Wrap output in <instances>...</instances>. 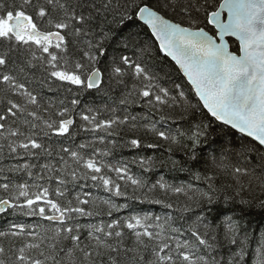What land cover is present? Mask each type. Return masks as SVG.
Instances as JSON below:
<instances>
[{
  "label": "snow or ice",
  "instance_id": "6c2138e0",
  "mask_svg": "<svg viewBox=\"0 0 264 264\" xmlns=\"http://www.w3.org/2000/svg\"><path fill=\"white\" fill-rule=\"evenodd\" d=\"M134 22H142L140 28L150 30L159 51L178 66L198 98L195 104L184 85L156 65L144 33L129 27ZM226 38L235 39V51ZM105 83L109 91L122 89L119 105L125 114L109 107L113 116L99 119L100 109L88 107L79 113L83 130L119 136L125 127L137 130L141 118L130 109L159 112L161 121L174 119L166 109L179 110L180 119L190 122L187 129L173 134L155 122L144 127L167 144L169 153L178 148L194 164L204 159L197 150L208 142L206 167L194 172L206 190L163 178L150 183L133 175L129 164L147 173L165 161L141 156L113 165L98 158L108 152L83 154L90 147L86 143L75 149L61 145L59 167L30 162L53 156L45 140L74 138L79 96L104 92ZM64 84L72 98L45 100V90ZM213 122L221 132L231 130L233 138L209 141L216 130ZM98 139L104 142V137ZM0 141V152L6 147L9 157L24 161L7 173H25L32 181L13 183L4 174L0 192L7 198L0 197V213L57 225L10 223L0 230V264H249V256L252 264H264V231L254 234L246 219L254 205L264 209V0H0ZM124 145L140 149L142 140L134 136ZM169 160L184 170L181 161ZM45 179H55L54 193L41 183ZM89 181L126 200L159 204L161 199H153L157 190L183 195L187 201L178 211L194 213V218L187 217L188 227L168 221L165 227L159 216L129 212L107 224L82 225L80 218L99 215L86 207L93 203L84 190ZM121 181L131 185V196ZM69 185L80 189L83 198H68ZM229 189L233 195H227ZM221 201L226 209L213 207ZM103 203L109 217L129 208L112 200Z\"/></svg>",
  "mask_w": 264,
  "mask_h": 264
},
{
  "label": "trees",
  "instance_id": "16d2710c",
  "mask_svg": "<svg viewBox=\"0 0 264 264\" xmlns=\"http://www.w3.org/2000/svg\"><path fill=\"white\" fill-rule=\"evenodd\" d=\"M145 3L154 4L155 0H144ZM215 2V0H213ZM110 19V18H109ZM140 22L137 24L134 22L129 27L132 30H140L143 35V39L152 46L153 49V60L155 61L158 67L163 68L165 71L169 72L172 79L182 83L184 85V90L187 93L189 99L193 104L197 102V99L194 95V91L192 90L191 86L188 84L186 79L183 77L181 72L179 71L178 67L169 59L167 58L164 53L159 51V46L151 35L150 31L147 28H140ZM115 27V26H114ZM231 50L235 51L238 47V44L235 40H229ZM112 54V49L109 48V55ZM70 87L69 85H62L57 88V85H54V91L48 92L47 90L44 91L43 95L45 100H51L53 103H58L59 100L65 99L68 97L69 99L72 98V94L67 93L66 89ZM73 90L75 91L74 86ZM122 89H115L113 91H109L107 83L104 85V92H96L95 90H91L88 93H81L79 99L81 100V104L76 109L75 114V125L73 126L72 131L75 133L73 137L61 138V137H51L50 140H45L46 145H51L53 148V156L52 157H42L38 161L37 160H30L31 163H52L59 167L60 165L57 163L58 156H56V152L59 151L61 145L66 147H72L73 149L80 143L89 144L90 147L87 149L82 150L83 154L90 155L93 152V149H98L101 151L108 152L109 155L98 157L99 159H103L106 163H111L113 165H120L126 162L131 161L134 158L143 157H152L157 161L163 160L165 163H157L154 168L150 172H143V170L135 165L129 164L131 173L135 176H144L149 180L150 183H154L155 181L163 178V180L167 181L170 184L179 186V185H188L191 184L193 188H199L201 190H206V184L203 181H198L194 178V172L199 171L206 167L204 160L208 159L211 154V149L208 146V142L206 141L201 147L197 150L199 154L203 156L199 163H193L192 161L188 160L185 152L174 148L172 153H169L167 150V144L163 141H160L152 132L147 130L144 125L145 123L151 124L153 122L156 123V127L160 130L170 131L175 134L178 130L187 129L190 126V122L186 120H181L179 115V110L175 112H169L167 109L165 110V114H168L174 119H167L164 121L159 120L161 113L159 112H149L147 108H133L130 109L132 114L137 115L141 119L137 121V130L135 132L129 131L127 127H125L124 131L121 132L119 136H107L102 131H84L82 125L84 122L80 120L79 113L80 111L88 108V107H95L100 109L99 119H109L113 116V113L109 111V107L116 108L117 113L119 115H124L123 106L119 105V98L121 96ZM147 116L148 119L144 120L143 117ZM197 118H201V114H197ZM218 122H213V126L216 129L212 135L209 137V141L215 140L217 143L223 140H230L233 138L231 130H225V132H221L220 128L216 127ZM91 127V126H89ZM134 136H139L142 140V147L140 149H131L124 145V141L132 138ZM99 137H104V142L101 143L98 139ZM235 139H240V134L235 135ZM158 144L161 145L160 147L155 148H148L147 144ZM0 144H3V141H0ZM213 148L216 147L215 144L212 145ZM169 157L173 160H179L181 163L184 164V170L181 171L178 168H173ZM67 159V157H66ZM24 161H20L17 159H13L8 156L7 148L4 147L3 151L0 152V168L5 169L3 174H0V181L3 180V175H9V178L13 181V183H20V182H29L32 183L31 180L27 177L25 173H13L8 174L7 169L12 167L17 163H23ZM39 169H35L34 172H38ZM113 178L116 177L115 173H108ZM47 173L45 176L47 177ZM54 175V174H53ZM44 183L45 186L50 187L51 190H54L57 187L55 179H53L50 183L45 179V181H41ZM88 187L84 189L91 193L89 197L90 200L93 201L92 204L86 206L89 210L93 212H98L99 215H94L92 217H83L80 218V223L82 225H99L101 223L107 224L112 219L116 218H125L129 215V212L134 214L144 215L148 214L153 217L159 216L161 218L160 224L162 226H167L165 221H168L175 227H180L183 225L184 227H188L187 217L191 216L194 218V213H181L178 211V208L183 206V204L187 201V197L180 195H169L165 196L164 193L157 190V193L153 197V199H161L162 203H152V202H141L136 200H126L124 197H115L111 193L104 190L102 186H92V182H88ZM122 190H125L129 196L133 194L132 187L129 184L125 187V183L121 181ZM70 195L68 198L74 199L76 194H80L82 196V192L80 189H72V186L69 185ZM256 196H260L259 190L256 191ZM139 195V193H137ZM192 195V193H189ZM227 195H233L231 189H229ZM0 197L7 198V195L3 192H0ZM53 198L55 196L53 195ZM83 198V196H82ZM105 200H112L116 204H124L127 203L129 208L119 212L113 213L112 217L107 216V205L103 203ZM63 202V201H62ZM168 203H172L173 207L168 208L166 205ZM214 208H223L226 209L227 205L221 201L218 205H214ZM250 214L246 217L247 221L249 222L250 231L254 234H259V232L264 231V209H260L258 206L254 205L250 210ZM211 215H215V212L211 213ZM12 222H23L28 225H36V224H43L46 227H56L48 221L40 220L38 217H27V216H17L15 214H4L0 215V230H6L10 223ZM187 235V233H186ZM125 242L131 243L132 237L130 233L125 230ZM249 264H252L253 257L249 256L248 258Z\"/></svg>",
  "mask_w": 264,
  "mask_h": 264
},
{
  "label": "water",
  "instance_id": "95a60500",
  "mask_svg": "<svg viewBox=\"0 0 264 264\" xmlns=\"http://www.w3.org/2000/svg\"><path fill=\"white\" fill-rule=\"evenodd\" d=\"M225 17H226V13H225ZM141 24H142V22H140ZM150 31V30H149ZM154 37V36H153ZM154 39L156 40V38L154 37ZM227 40H228V42H229V40H235L234 38H226ZM156 42H157V44H158V46H159V41H157L156 40ZM229 45H230V42H229ZM230 48H231V46H230ZM165 55V54H164ZM166 56V55H165ZM167 57V56H166ZM167 58H169L170 60H171V58L170 57H167ZM172 61V60H171ZM174 64H175V62L174 61H172ZM176 65V64H175ZM177 66V65H176ZM178 67V66H177ZM181 74L183 75V73L181 72ZM184 77V76H183ZM185 79H186V77H184ZM186 81H187V79H186ZM189 84V83H188ZM190 85V84H189ZM191 86V85H190ZM192 88V87H191ZM5 213H0V215H4Z\"/></svg>",
  "mask_w": 264,
  "mask_h": 264
}]
</instances>
